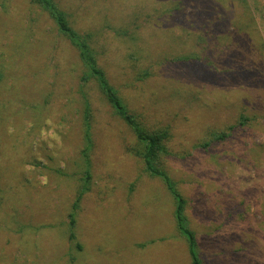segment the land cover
Masks as SVG:
<instances>
[{"label": "rangeland", "instance_id": "obj_1", "mask_svg": "<svg viewBox=\"0 0 264 264\" xmlns=\"http://www.w3.org/2000/svg\"><path fill=\"white\" fill-rule=\"evenodd\" d=\"M53 2L129 111L168 129L203 264H264V0ZM85 73L47 11L0 0V264H191L165 183Z\"/></svg>", "mask_w": 264, "mask_h": 264}, {"label": "trees", "instance_id": "obj_2", "mask_svg": "<svg viewBox=\"0 0 264 264\" xmlns=\"http://www.w3.org/2000/svg\"><path fill=\"white\" fill-rule=\"evenodd\" d=\"M31 1H34L41 8L48 12L50 17L56 23L58 30L78 50L79 58L86 68V77H92L93 79H95L100 91L103 93L106 100L110 103L115 114H117L133 131L137 141L136 155H138L143 160L145 171L150 176L161 178L174 200L173 216L176 228L186 241L191 264H203L197 249V238L195 232L188 225V219L185 214V199L180 191L176 188L174 181L162 168L161 156L167 153L165 143L170 137L168 129L163 131H150L143 126V124L136 118L133 113L129 111L128 107L119 96L118 91L109 83L105 76V73L98 66L94 52L91 49L89 42L85 37L81 36L75 29H73L69 25L67 15L57 7L53 0ZM85 120L86 118L84 119V125ZM84 130V138L87 140L88 144H86L85 148L83 149L85 168L81 177L82 184L81 188L78 190L75 205L81 199L84 192L88 189L91 177L88 156V150L91 146V139L90 125L88 122H86ZM222 136L223 135H217V137L219 138ZM70 222L74 223V220L72 219ZM69 236L72 237L73 233L71 232Z\"/></svg>", "mask_w": 264, "mask_h": 264}]
</instances>
